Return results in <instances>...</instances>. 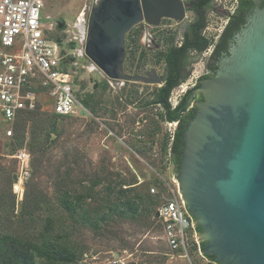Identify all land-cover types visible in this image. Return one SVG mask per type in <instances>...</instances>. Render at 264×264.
I'll list each match as a JSON object with an SVG mask.
<instances>
[{"label":"rangeland","instance_id":"1","mask_svg":"<svg viewBox=\"0 0 264 264\" xmlns=\"http://www.w3.org/2000/svg\"><path fill=\"white\" fill-rule=\"evenodd\" d=\"M43 2L42 23L61 26L50 34L59 39L67 57L74 59L71 71L81 107L72 115L59 117L52 112L51 99L43 95L14 137L0 139V236L8 231L20 233V237L38 243L42 221L60 218L61 191L66 187L71 200L79 201L86 188L94 187L91 198L86 199L89 209L104 205L103 201L106 209L109 203L129 200L137 215L132 219L131 212L121 208L118 211L125 214L121 218L110 217L96 224L97 228L76 227L74 242L85 252L73 264H215L200 256L195 247L188 250L186 258L171 252L154 215L159 196H147L152 187L160 194L164 184H173L169 146L176 126L165 119V110L157 103L159 86L110 81L84 56L85 24L80 30L75 23L84 6L87 19L90 0ZM212 4L214 8L205 18L204 35L209 45L222 31L225 12H230L235 2ZM191 19L187 12L185 21ZM180 28L171 20H163L153 29L133 27L125 36L123 72L142 75L145 68H154L160 74V60L174 41L179 42ZM154 45L161 47L158 52ZM208 54L207 50L193 60L188 78L169 95L172 104L203 73ZM3 128L0 121V132ZM33 134L44 151L32 152L28 168H22L14 156L19 148L28 146ZM20 180L21 190L15 191ZM25 232L28 235H23Z\"/></svg>","mask_w":264,"mask_h":264},{"label":"water","instance_id":"2","mask_svg":"<svg viewBox=\"0 0 264 264\" xmlns=\"http://www.w3.org/2000/svg\"><path fill=\"white\" fill-rule=\"evenodd\" d=\"M253 1L215 74L189 93L184 107L196 93L200 101L181 133L178 175L173 171L200 254L215 264H264V0ZM186 14L184 0H92L84 56L110 81L161 86L154 69L123 72L125 36L162 19L181 24Z\"/></svg>","mask_w":264,"mask_h":264},{"label":"built area","instance_id":"3","mask_svg":"<svg viewBox=\"0 0 264 264\" xmlns=\"http://www.w3.org/2000/svg\"><path fill=\"white\" fill-rule=\"evenodd\" d=\"M43 6V0H0V121L5 138L13 136L14 124L35 110L43 95L51 99L52 112L59 117L72 115L81 107L74 91V61L69 62L59 41L51 36V25L42 23ZM176 103L170 102L171 107ZM172 122L175 127L177 122ZM14 157L22 168H28L26 149L18 150ZM172 183L164 184L160 194L149 189L160 199L155 217L162 239L173 253L186 258L195 247L201 256L191 217L177 183Z\"/></svg>","mask_w":264,"mask_h":264},{"label":"trees","instance_id":"4","mask_svg":"<svg viewBox=\"0 0 264 264\" xmlns=\"http://www.w3.org/2000/svg\"><path fill=\"white\" fill-rule=\"evenodd\" d=\"M212 0H194L192 3V8L190 11L192 14V23L190 27H194L197 31V34L200 35L201 31L205 28L206 22V12L210 11L211 5L210 2ZM234 25V32H239L245 22L243 18H240L239 21L234 23L233 20L226 25L223 36L228 32L229 27ZM187 42L192 41V36H185ZM59 41V40H58ZM208 40L205 38L202 39V46L198 49V51H202L207 48ZM177 53L181 51V49H175ZM69 62L74 61L73 58L69 57ZM178 85V82H175L165 93V98L169 95L171 89ZM162 89L157 90L156 96L158 97L161 94ZM189 92L187 91L183 97L182 102H184L188 97ZM158 99V98H156ZM181 102V103H182ZM158 103V102H157ZM83 107L88 109V104L83 102ZM167 107L170 106L167 104ZM164 108V107H163ZM178 108L174 109L176 112ZM165 110V109H164ZM36 111H30L25 113L15 124L13 127V136L15 135V130L19 126V124L25 120L29 115L34 114ZM55 115V114H54ZM193 117V111H190L183 120L177 123V126L172 134V140L169 146V159L171 164L173 165V171L175 176L178 175L179 167H180V159H181V150H182V138L181 133L184 131L185 125L187 122ZM167 121H172L171 119L166 118ZM31 136V140L26 146V150L30 154L32 152L43 153L44 147L40 146V142L34 137ZM19 149H22L19 148ZM18 149V150H19ZM30 160V159H29ZM37 163H40L38 160ZM97 185V184H95ZM68 189V187H67ZM94 187L86 188V193L82 195L81 200L73 201L71 200L66 187L61 191V198L58 204L59 210V219L46 218L42 221V230L39 233V237L41 241L38 243L31 241L27 238L20 237V233L7 232L0 236V264H37V262H42V264H73L78 261V258L82 256L85 252L81 246H77V242H74V236L77 235L78 230L76 227L82 229L87 228H97L96 224L103 223L107 221L110 217L121 218L125 214L119 212L118 210L121 208H127L128 211L131 212L132 219L137 215L136 206L134 203L129 200L123 201L116 204H110L105 209V201H103L104 205H99L95 209H89L88 204L86 203V199H90ZM148 193V192H147ZM148 197H153L150 194H147ZM155 197V196H154ZM23 208V206H22ZM24 209V208H23ZM105 210V213H104ZM156 213V212H155ZM155 215V214H154ZM20 224V223H19ZM55 231L54 235H51V232ZM196 231L200 232V227H196ZM20 235V236H19ZM23 235H28V232H25ZM200 248L203 251L204 243H200ZM213 261L214 257H207ZM219 264V263H217Z\"/></svg>","mask_w":264,"mask_h":264},{"label":"flooded vegetation","instance_id":"5","mask_svg":"<svg viewBox=\"0 0 264 264\" xmlns=\"http://www.w3.org/2000/svg\"><path fill=\"white\" fill-rule=\"evenodd\" d=\"M193 1L194 0H184L186 11L190 12L191 14H193V12L190 11V8H192ZM214 1L216 2L218 0H212L210 2V5H211L210 11L212 10V8H214L212 4ZM234 2H235L234 8L230 12H225L224 16H226V22H225L224 27L222 28V31L217 36L216 40L212 43V45H208L207 48L202 51H198V49L200 48V46H202V39L205 38L206 40H208L207 37L204 35L205 29H207V27H205L201 31L200 35H198L195 28L190 27L193 21L192 19L188 21L184 20V22L180 24L181 28L179 32V42L174 41V44H172L166 50V52L164 53L163 57L160 60V64H161L160 74L157 73L162 80V85L159 86V88L162 89V91H161V94H159V96L157 97L158 98L157 102L158 104H161L164 107L166 118L171 119L172 121L177 120L176 122L178 123L179 121L183 120L190 111H194L195 106L193 104L200 101V95L198 93L194 95L193 104L191 107H184V104L189 99V94H188L187 99L184 102H182L183 95L187 91L190 93L191 91L195 90L200 85L203 79L212 77L218 68L219 61L228 54L229 49L234 43L235 36L240 32V31L234 32V29H233L234 25H232L231 27H229L228 32L223 36L224 29L226 25L230 22V20H233L235 23L236 21H239L240 18H243V21L246 24L248 18L251 16V14L253 13L256 7V4L253 0H234ZM261 4H262V1L258 3V6H261ZM208 12H206V14ZM163 20H167V19H162L161 22ZM50 25L52 29L56 30L58 28L57 24L55 27H53L54 26L53 23H50ZM138 28L141 31L143 28L153 29L156 27H145L143 25L141 27L138 26ZM188 35L192 36V41L187 42L185 36H188ZM208 44H209V40H208ZM160 48L161 47L159 45H154L155 51L158 52ZM209 48L211 49L209 50ZM175 49H181V51L177 53ZM207 50L209 51V54L206 59L205 66L203 67V73L200 74L196 78L194 83L191 84L189 88L182 91L183 94L178 98L176 106L172 108L170 105V99H169L170 93L176 87L178 86L181 87V84L188 78L190 74V68L193 65L192 63L193 60L196 57L202 56ZM154 60L156 62V59ZM151 69H154V68H150L149 70ZM149 70L145 68L144 71H142V75H144V73L148 72ZM175 82H178V85L173 87L169 95L165 98L166 91ZM167 104L170 106V108L167 107ZM176 107L178 109L176 110V112H174V109Z\"/></svg>","mask_w":264,"mask_h":264},{"label":"bare ground","instance_id":"6","mask_svg":"<svg viewBox=\"0 0 264 264\" xmlns=\"http://www.w3.org/2000/svg\"><path fill=\"white\" fill-rule=\"evenodd\" d=\"M76 19H77V20H76V25H75V26H77L78 29L82 30L83 27H84L83 24H84V22H85L84 12L82 11V12L78 15V17H77ZM20 186H21V180L18 181L17 183H15V185H14V189H15V191H20V190H21Z\"/></svg>","mask_w":264,"mask_h":264},{"label":"crops","instance_id":"7","mask_svg":"<svg viewBox=\"0 0 264 264\" xmlns=\"http://www.w3.org/2000/svg\"><path fill=\"white\" fill-rule=\"evenodd\" d=\"M91 1H92V0H90V2H91ZM85 10H86V8H85V6H84V7L81 9V12H82V11L84 12ZM2 137H4V136H3V131L0 132V139H2ZM4 138H5V137H4Z\"/></svg>","mask_w":264,"mask_h":264}]
</instances>
